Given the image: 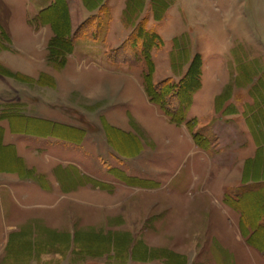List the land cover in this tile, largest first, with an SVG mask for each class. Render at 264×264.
<instances>
[{"label": "rangeland", "instance_id": "obj_1", "mask_svg": "<svg viewBox=\"0 0 264 264\" xmlns=\"http://www.w3.org/2000/svg\"><path fill=\"white\" fill-rule=\"evenodd\" d=\"M5 50L0 264H264V0H0ZM185 81L175 124L148 84Z\"/></svg>", "mask_w": 264, "mask_h": 264}, {"label": "crops", "instance_id": "obj_2", "mask_svg": "<svg viewBox=\"0 0 264 264\" xmlns=\"http://www.w3.org/2000/svg\"><path fill=\"white\" fill-rule=\"evenodd\" d=\"M10 54H11V52L7 51V50H5L3 53H0V63L6 65L7 68L13 69L11 64L6 63V61H7L6 59L9 58ZM21 74H23V73H21ZM23 75L27 76V77H31V75L28 73L27 74L24 73ZM2 94H7V97H11L10 92L8 90H6V88L1 87V85H0V99L2 97ZM7 102H9V101H7ZM20 117H23L22 118L23 119L22 125L25 124L27 126V129H25V130L28 131L29 137H38L39 136V138L42 140V142H48L50 139H52L55 141L67 142V143H71V144H75V145L79 144V141H80V129L79 128H78L79 131L74 133V129H73V127H71L70 132L67 131L68 133L65 134V136H64V135L57 133L59 130L62 131V129H60V128L62 127L63 124L61 122L55 121V119H52L51 117H49V118H41L40 117V118H35V119H32L29 116L26 117L25 115H21ZM11 123H12V121H10V125H11ZM36 123H39V124H36ZM10 125L8 124L7 119L5 121H3L2 123H0V131H1V141H0L1 146L0 147L2 149H5V150L10 148V149H12V151H15V153L17 151V155L19 157V156H21V154L19 153V149H18L17 144L8 141L10 136H13V137L17 136V135L11 134V132L9 130V127L11 128ZM32 125L36 128L35 130H39V129L43 130V129H46V127H48L49 129H51L49 132V135L48 134H38L37 132L31 131L32 128H30V127ZM121 125H123V124L121 123ZM127 133H129V132H127L125 130V134H126L125 136L126 137L130 136L131 138H133L135 141V144H131L129 142H126L125 140H121L120 145L122 148H121V150L119 149L118 152L122 157L127 158V159H131V158L136 157L138 155V153L141 152L143 139L139 134L136 135V134L132 133L133 135H130V134L127 135ZM41 135H45V137L41 136Z\"/></svg>", "mask_w": 264, "mask_h": 264}, {"label": "trees", "instance_id": "obj_3", "mask_svg": "<svg viewBox=\"0 0 264 264\" xmlns=\"http://www.w3.org/2000/svg\"><path fill=\"white\" fill-rule=\"evenodd\" d=\"M186 81L182 82L178 87H170L169 84L163 83L162 85H159L157 89L155 88V86L148 84V90L151 98H153L156 103H158L162 107L165 114L169 116L172 119V122L175 124H181L185 122L186 113L189 109L188 103L192 101L189 96L192 98L195 90H197L196 86L193 84L192 86H190L191 88L185 87L188 85L187 83H189H186ZM185 92H187V98L185 100L186 103L183 102L181 104L179 99L182 98V95ZM176 100H178V102ZM259 190H264V182L261 183L256 181L254 184L251 183V185L246 186L237 194V200H239L240 202V200L245 197L247 193ZM260 201L261 205H263V211L256 215V217L254 218L255 222H251L253 224L256 223L255 230L261 229L264 233V196L260 199Z\"/></svg>", "mask_w": 264, "mask_h": 264}, {"label": "bare ground", "instance_id": "obj_4", "mask_svg": "<svg viewBox=\"0 0 264 264\" xmlns=\"http://www.w3.org/2000/svg\"><path fill=\"white\" fill-rule=\"evenodd\" d=\"M49 135V134H48ZM41 136H44L45 137V135H41Z\"/></svg>", "mask_w": 264, "mask_h": 264}]
</instances>
